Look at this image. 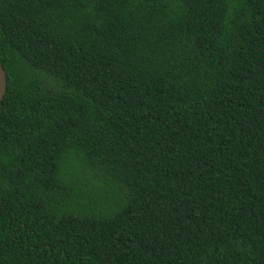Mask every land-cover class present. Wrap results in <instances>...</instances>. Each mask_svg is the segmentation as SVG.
<instances>
[{
  "label": "trees",
  "instance_id": "obj_1",
  "mask_svg": "<svg viewBox=\"0 0 264 264\" xmlns=\"http://www.w3.org/2000/svg\"><path fill=\"white\" fill-rule=\"evenodd\" d=\"M0 264H264V0H0Z\"/></svg>",
  "mask_w": 264,
  "mask_h": 264
},
{
  "label": "water",
  "instance_id": "obj_2",
  "mask_svg": "<svg viewBox=\"0 0 264 264\" xmlns=\"http://www.w3.org/2000/svg\"><path fill=\"white\" fill-rule=\"evenodd\" d=\"M6 90H7V74L5 68L3 67L0 61V102L3 99Z\"/></svg>",
  "mask_w": 264,
  "mask_h": 264
}]
</instances>
